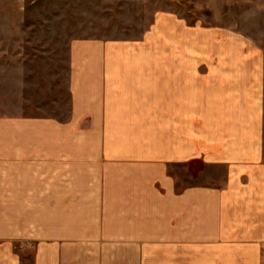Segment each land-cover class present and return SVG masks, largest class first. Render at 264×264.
<instances>
[{
  "label": "crops",
  "instance_id": "0c3cea01",
  "mask_svg": "<svg viewBox=\"0 0 264 264\" xmlns=\"http://www.w3.org/2000/svg\"><path fill=\"white\" fill-rule=\"evenodd\" d=\"M166 1L158 65L73 40L66 119L0 117V264H264L261 39Z\"/></svg>",
  "mask_w": 264,
  "mask_h": 264
},
{
  "label": "rangeland",
  "instance_id": "374dc122",
  "mask_svg": "<svg viewBox=\"0 0 264 264\" xmlns=\"http://www.w3.org/2000/svg\"><path fill=\"white\" fill-rule=\"evenodd\" d=\"M170 1L177 4L173 10L183 9L185 15L193 13L206 22L228 18L236 25L244 20L246 31L261 39L264 48V0ZM169 5L166 0H0V117L66 119L73 40L120 41L113 50L121 56L128 51L129 56L110 60L109 65H158L154 57L159 43L139 40L150 27L152 9ZM134 39L131 47L128 41ZM143 50H150L153 58H143ZM152 253L151 264H159L158 253Z\"/></svg>",
  "mask_w": 264,
  "mask_h": 264
}]
</instances>
